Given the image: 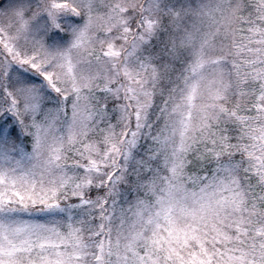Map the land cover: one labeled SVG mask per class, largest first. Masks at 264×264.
<instances>
[{
	"label": "snow or ice",
	"instance_id": "1",
	"mask_svg": "<svg viewBox=\"0 0 264 264\" xmlns=\"http://www.w3.org/2000/svg\"><path fill=\"white\" fill-rule=\"evenodd\" d=\"M0 264H264V0H0Z\"/></svg>",
	"mask_w": 264,
	"mask_h": 264
}]
</instances>
